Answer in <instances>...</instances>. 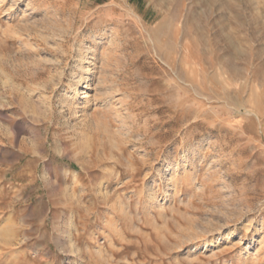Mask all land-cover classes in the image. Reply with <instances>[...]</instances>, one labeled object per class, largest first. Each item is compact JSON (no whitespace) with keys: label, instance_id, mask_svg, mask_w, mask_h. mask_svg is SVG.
Returning <instances> with one entry per match:
<instances>
[{"label":"rangeland","instance_id":"1","mask_svg":"<svg viewBox=\"0 0 264 264\" xmlns=\"http://www.w3.org/2000/svg\"><path fill=\"white\" fill-rule=\"evenodd\" d=\"M14 1L0 264H264V0Z\"/></svg>","mask_w":264,"mask_h":264},{"label":"bare ground","instance_id":"2","mask_svg":"<svg viewBox=\"0 0 264 264\" xmlns=\"http://www.w3.org/2000/svg\"><path fill=\"white\" fill-rule=\"evenodd\" d=\"M14 2H17V0H15ZM14 4V3H13ZM29 5V4H28ZM27 5V6H28ZM14 6V5H13ZM26 14V13H25ZM91 58L92 57H90L89 58V61L87 62V65L88 64H91ZM92 85V75L91 74H89L88 75V78H87V83L85 84V85H83L82 86V90L81 91H77V96H81L83 99H87L88 98V92H85L84 90H86V89H89L90 88V86ZM81 94V95H80ZM85 107H87L86 105H87V103H88V101L86 100L85 102ZM0 153H1V151H0ZM6 235V234H5ZM11 237V236H10ZM3 240V239H2ZM7 245V244H6ZM5 245V246H6ZM0 246H1V244H0ZM9 246V245H8ZM11 246V245H10ZM8 248V250L10 249V247H7ZM1 249H2V247H1ZM5 249H6V247H5ZM12 252V251H11ZM14 252V251H13ZM17 253V252H16ZM4 256V255H3ZM11 257V256H10ZM17 262V261H16Z\"/></svg>","mask_w":264,"mask_h":264}]
</instances>
